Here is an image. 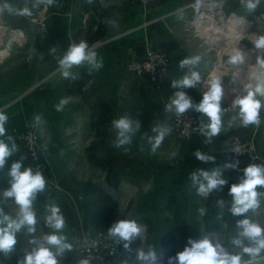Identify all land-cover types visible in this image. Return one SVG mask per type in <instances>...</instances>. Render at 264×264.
Returning a JSON list of instances; mask_svg holds the SVG:
<instances>
[{"label":"crops","instance_id":"crops-1","mask_svg":"<svg viewBox=\"0 0 264 264\" xmlns=\"http://www.w3.org/2000/svg\"><path fill=\"white\" fill-rule=\"evenodd\" d=\"M203 1L206 0H157L151 7H143L138 0H93L91 4L87 0H56L52 6L46 3L39 4L36 9H32L31 16L0 12V25H6L3 29H13L11 33L20 31L18 38L22 36L37 39V44L44 47L50 62H56L55 65L51 64L53 68L41 80L27 75L0 77V112L8 116L5 124L6 135L3 139L7 140V136H12L19 149L17 154L8 158L4 168L0 170V185H7L8 170L21 156L26 157L21 170L29 167L18 134L26 126L33 125L37 128L40 142L43 144L45 151L43 154L50 166L51 177L60 174V167L68 170L69 166H72L70 159L74 158L71 155L77 150H82L85 153L82 155L85 167L94 172L93 174L99 175L96 178L103 179L105 183L102 186L94 177L88 181L81 177L79 181L81 186L77 188L68 174L59 178L71 198L79 197L76 198L74 208L80 212L78 216L80 223L83 221L84 206L90 204L92 207L94 204L92 198L84 196L85 188H101L119 204L117 211H127L128 208L129 211H135L129 219L137 220L144 228L141 232L143 235L140 236L142 245L145 235L158 229H161L160 232L164 230L161 235L159 234L162 237L161 241L167 233L174 231L178 242L179 231L166 225L170 221L168 214H173L176 219L184 215L178 211H185L187 215H191L192 212L196 216L195 211L205 208L209 233L216 234L230 216L228 208L232 198L228 196V189L231 184L239 182L243 168L249 163H240L237 170H226L224 177L228 180V185L224 186L222 192H213L207 198L197 195L196 186L192 185L189 176L198 168L210 171L231 161L227 153L231 138L242 134L248 128L241 124L238 109L230 107L235 94L223 95L222 127L219 135L213 137L211 143H206V137L198 131L185 143H178L172 137V132L164 138L154 153L151 144L146 142L149 130L152 131V128L159 124L168 125L167 113L171 119V113L164 109L170 102L172 94L177 91L171 87V81L183 78L188 72L187 68L183 70L178 68L180 59L194 55L202 58L200 65L195 69L201 74V84L190 90L185 89L186 92L191 91V98L198 103L202 98V91H207L205 86L208 85V80L215 71H218L217 62L235 48L226 47L223 41H216L217 35L212 30L217 27L224 35H230L228 27L233 16L254 21L264 15V0H261L253 13H248L240 0H223L228 8L234 7L230 15L225 13L227 21L211 22L202 18L201 23L207 22V25L202 27L196 17L195 8ZM2 2L4 0H0V3ZM7 2L20 9L25 6L31 8L33 0ZM24 24L29 29H25ZM41 24L46 25L44 33L41 31ZM28 32H31L30 36ZM97 36H102L101 40L90 44L89 41L96 39ZM80 40L87 41L98 56L103 58V67L99 71L91 72L90 75L86 65L74 67L73 72L79 73V79L69 81L62 77L58 60L71 43H78ZM53 46H57L58 49L55 54H50L49 49ZM149 49L169 55L172 62L161 87L150 83L146 78L133 76L126 70L128 63L143 58ZM248 59L250 60V56ZM260 68L264 66L260 65ZM246 69L249 70V67ZM229 71L226 73H230ZM234 72L233 76L238 80L236 73L243 71ZM225 91L230 92L229 89ZM62 98H68L69 103L63 111L58 112L55 106ZM101 103L103 109L97 114L101 113L107 121L102 131L109 134V140L102 146L103 148L101 147L99 155L110 154L118 160V164L111 172L95 167L87 154L95 139L92 107ZM194 113L200 124L208 123L206 116L195 111ZM37 115L42 116L43 125L34 123V117ZM126 115L138 119L141 122V129L132 138L130 145L115 148L116 132L111 128V121ZM142 117H146L145 120H140ZM196 150L214 156L215 162L205 164L197 160L194 156ZM217 198L224 199L223 209L217 205ZM219 222L222 225L217 228ZM147 224L151 225V232L148 231ZM80 228L83 232L84 228ZM90 232L97 233L93 228H90ZM191 232L195 233L196 230L191 227ZM160 242L154 245L158 254L162 251ZM263 261L264 257H261L252 264L264 263Z\"/></svg>","mask_w":264,"mask_h":264},{"label":"clouds","instance_id":"clouds-1","mask_svg":"<svg viewBox=\"0 0 264 264\" xmlns=\"http://www.w3.org/2000/svg\"><path fill=\"white\" fill-rule=\"evenodd\" d=\"M89 4L93 0H87ZM46 3L52 6L56 0H33L32 7L14 8L7 0L0 3V12L6 11L9 15L31 16L32 9L39 4ZM242 7L253 13L260 5L261 0H240ZM115 25V21L112 22ZM254 45L252 54L256 56V62L264 66V32L256 35L255 40H251ZM58 47L49 49L50 54H55ZM250 55L240 46L233 48L227 56V62L233 66L241 65L245 55ZM201 56L194 55L180 59L178 68L188 69L186 75L178 80L171 81V87L177 89L172 94L168 104L164 106L165 111L175 113L177 116L183 115L189 110L195 111L208 118V123H201L197 131L206 137V143H211L213 137L219 135L222 127V98L224 87L222 77H213L208 81L207 91H202L201 100L196 103L188 95L185 89L196 88L201 84L202 78L199 71L195 70L201 62ZM59 71L64 79L76 81L79 73H74L73 68L86 65L89 75L93 71H99L103 67V58L89 46L85 40L78 43H71L62 58L58 60ZM235 83V78H231ZM204 84V82H203ZM235 95L230 105L231 108L238 109V116L244 127L249 125L259 126L261 124V109L264 102L260 99L264 97V83H257L255 86L248 85L243 91L233 90ZM69 103L68 98H62L55 106L56 111H63ZM8 116L0 112V170H2L11 156L17 154L19 149L12 136L6 135L5 124ZM36 125H43L42 116L34 117ZM111 128L116 132L115 148H120L132 143V138L140 132L141 122L133 119L129 115L112 119ZM156 135L149 137L152 152L154 153L164 138L171 133V128L165 124H159L152 128ZM127 151V148H125ZM236 155L242 154L239 148L230 149ZM194 156L197 160L208 163L215 162V157L196 150ZM26 157L21 156L14 161L8 170V184L6 189H0V253L11 256L17 245V233L26 230L30 236L27 243L29 248L25 250L24 256L18 264H60L58 257H62L66 252L73 251V245L67 242L64 235L59 234L65 226V220L59 205L47 206V215L44 220L45 226L52 230L43 235L42 239H36L34 233L37 230V211L34 204L37 196L46 189V178L41 171H34L32 167H24L22 162ZM239 160L227 161L222 166L212 170L198 168L190 173L189 179L192 185L196 186L197 195L207 198L213 192H222L224 186L228 185V180L224 177L226 170H237ZM264 188V164H248L243 168V175L239 176V182L233 183L228 189V196L232 202L228 208L233 217H243L236 220V235L231 238V244L240 249V253H233L225 247L219 240L211 234L203 235L199 239L188 238L182 251L176 253L175 257H168L167 264H252L258 256L264 252V225L248 219L245 214L249 210H256L261 203L264 192L257 189ZM11 201L16 206L15 216L5 212L4 206ZM217 205L223 209L224 199L217 198ZM201 216L206 214L205 208L198 209ZM146 227V225L144 226ZM108 235L115 239L117 243L124 242V248L130 249L131 243L140 238L142 226L137 220L120 219L114 222L108 229ZM247 255L250 260H244ZM135 259L140 264H162L164 253L158 254L153 246H149L147 251L137 249ZM78 264H89L88 260H80ZM127 264V262H126Z\"/></svg>","mask_w":264,"mask_h":264},{"label":"rangeland","instance_id":"rangeland-1","mask_svg":"<svg viewBox=\"0 0 264 264\" xmlns=\"http://www.w3.org/2000/svg\"><path fill=\"white\" fill-rule=\"evenodd\" d=\"M247 20L246 21L248 23H252V19H247ZM5 26L6 25H0V77L1 76L23 77L27 75L29 77L33 76L37 80H41L45 78L48 75V73L51 71V68H53V65L51 64L54 62H50L49 56L45 54L44 47L40 46V44H37L38 43L37 39H34V40L27 39V37L24 34L23 35L26 38H23L22 36H20L22 38L19 37L21 39L19 40L18 36H19L20 31L11 33V30L13 29L5 30L3 29ZM23 26L25 29L26 28L29 29L26 24H24ZM202 27H205V25H203ZM249 28L251 29L250 35L251 34L257 35L258 33L257 25L255 27L250 26ZM212 31H214V29ZM13 41H16V42H13ZM249 56H250V60L248 59V55L246 54L245 59L243 61L246 67H249V70L246 69L241 73L240 72L236 73V75L239 78L238 81L240 80V82L243 83V84L241 83L242 84L241 91L247 89L248 85L250 84L251 85L253 84V86H255L258 83L255 78L256 73H257L256 71H260L261 69H264V68H260V65L257 64L256 59L254 58L256 57L255 54H250ZM229 72L232 75L235 73L232 71H229ZM205 87H208V85H206ZM187 93L191 97V91H188ZM234 94H231V95L233 96ZM227 95H230V94H227ZM260 99L262 100V102H264V97H261ZM169 116L170 115H168L167 113L166 117L168 120V125L171 128L170 134H172L173 132L172 137L179 143L180 141L175 136L172 125L170 126V123L172 121V116H171V119ZM260 116H261L262 122L259 126L249 125L245 132H243L242 134L234 135L231 139L238 138L241 140L255 141L257 147H259V157L261 160V162H258V164H264V108L261 109ZM30 128H34L38 136L37 128L33 127V125L26 126L21 132H19L18 136L21 135L25 130L30 129ZM147 135L148 136L145 135L147 137L146 142L149 143V137H153L156 134L153 133V131L149 130ZM169 139L171 141V136L169 137ZM38 142H39V147L42 153V159L47 167V174L45 175L47 184H46L45 191L40 193L37 196V200L34 204V207L37 211L38 224L36 226L37 230L33 235L36 239H42L44 234H46L49 231H52L48 229L44 224V220L47 215V211H46L47 206L52 205V204L64 203L65 205L70 204L71 206L76 208L74 204H76V201H77L76 198H79L78 196L71 198L69 195L70 194L69 191H67L65 187L60 183L61 180L59 178L63 176H67L68 174L69 178L71 177V182H73V185H75L77 188H80L81 185L79 181H81L80 180L81 177L82 178L84 177L88 181L91 179V177L96 178L99 175L93 174L94 172L90 171L89 168L85 167V159L82 156L85 153L82 150H77L71 155L72 157H74L70 159L72 166L71 167L69 166L68 170L60 167V174L56 175L55 176L56 178L51 177V169L43 154L45 151L43 150V147H42L43 144L40 142L39 136H38ZM24 153L25 155H27L26 151ZM27 159H28V156H27ZM64 161H65V158H64ZM97 180L100 183V185L103 186L105 184L103 179H97ZM7 187H9L8 182H7V185L5 186L0 185V189H6ZM259 191L263 192L264 189L259 190ZM0 198H2V194H0ZM260 199H261V203H260L259 208H257L256 210H249V212L246 213L245 216L254 222H258L261 225H264V197H261ZM128 209L130 210V208ZM4 210L6 213L13 215V216H15L16 211H17L16 206L11 201H9L6 206H4ZM129 210H127L128 214L124 218H122V215L126 211H116V213L114 214L115 221L120 220V219H129L135 213V211H129ZM63 212L64 211H61V213ZM76 212L79 216L80 212L79 211H76ZM180 212H183L184 215H182L181 217H178L177 219L175 216H173V214H168L169 216L167 217L170 221L166 223L168 227H171V229L173 230L176 229L180 233L179 235L180 238L178 242L176 243L177 245L176 253L183 250V248L185 247L187 243L188 238L199 239L203 235L210 234L208 230V224H207L208 217L206 214L201 216L199 214V211H195L196 216H194L192 212H191V215L190 214L187 215V213L185 214V211H178V213ZM242 218L243 217H233L230 214L227 223L223 225L222 227H221L222 224L219 225L218 228L220 227L221 228L218 229L216 234H213L215 239L219 240L222 244L225 245L226 248H228L230 252H233V253L241 252L240 249L234 247L231 244V238L234 237L238 231V229L236 228V220L242 219ZM191 227L196 230L195 233L191 232ZM80 229L77 230L75 228L70 227L69 225L67 226V223H65L64 228L60 231L59 234L64 235L67 238V242L73 245V251L66 252L62 257H58L60 264H78V261H80L78 257L79 249L85 245L84 242L87 238L97 237L98 236L97 234L104 235L105 237L109 239L111 238L108 235L107 230H104L102 232L97 231V233L95 232L92 233L90 232V230L89 231L83 230L82 232L81 231L82 229L81 230ZM160 230L161 229L152 231L149 235L146 234L143 245H142L141 238H138L141 241L138 247H142L145 249V251H147L150 245L153 247L154 245H157V243H159L162 239V237L159 236V234L161 235L162 232L164 231L162 230L160 232ZM142 231H144L143 227H142ZM142 235L143 234L141 233L140 236ZM28 239H30V236L26 234V230H23L21 233H17L18 242H17V245L15 246L14 252L11 254V256L0 253V264H13V259L15 256L18 257V261L21 260L24 256L25 250L29 248V245L27 243ZM132 243H131V246H132ZM160 243H162V241ZM138 247H133V248H138ZM117 253H118L116 255L117 258L114 259L113 264H126V262L127 264H140V262L137 261L135 257L127 256L122 251H117ZM261 257H264V252H262L261 255L258 256L256 259L261 258ZM167 258L168 257L166 256V254H164V260L162 264H167ZM243 258L246 261L250 260V258L246 254L243 256ZM89 264H100V262L95 260L94 262L89 263ZM260 264H264V263H260Z\"/></svg>","mask_w":264,"mask_h":264},{"label":"built area","instance_id":"built-area-1","mask_svg":"<svg viewBox=\"0 0 264 264\" xmlns=\"http://www.w3.org/2000/svg\"><path fill=\"white\" fill-rule=\"evenodd\" d=\"M156 1L157 0H138V3L143 7H151ZM224 3L223 0H206L199 3L195 8L197 19L201 21L202 18H206L211 22H224L227 18L223 9ZM250 24L253 27L257 25V35L264 32V15L256 18ZM40 26L41 31L46 32V25L41 24ZM171 66L172 62L169 55L149 49L143 58L128 63L126 70L133 76L146 78L150 83L155 84L157 87H161ZM171 116L172 128L177 139L180 142L189 141L200 126L199 119L194 111L189 110L179 116L173 112ZM19 139L28 156L29 166L32 167L34 171H41L45 176L47 174V167L42 159V153L35 129L30 128L25 130L19 135ZM232 148H239L242 154L236 155L230 151ZM227 153L231 161L238 159L240 163L247 162L249 164H258V162H261L258 147L253 140L233 138L229 142ZM84 243L85 245L79 249L78 257L79 260L86 259L89 263L97 260L100 264H113L114 259L117 258V251H122L126 255L135 257L137 249L145 250L142 247L133 248L131 245L130 249H125L123 241L117 243L115 239H109L104 235L87 238Z\"/></svg>","mask_w":264,"mask_h":264},{"label":"trees","instance_id":"trees-1","mask_svg":"<svg viewBox=\"0 0 264 264\" xmlns=\"http://www.w3.org/2000/svg\"><path fill=\"white\" fill-rule=\"evenodd\" d=\"M224 11L227 15H230L231 12L234 11V7H227L224 5ZM22 31L24 28H21ZM29 36L31 32L27 33ZM102 36H97L96 39L90 40V44H95L99 40H101ZM38 46V45H37ZM38 49V48H37ZM103 109L102 103L99 105H95L92 107L93 112V121L92 127L95 130V139L90 148L87 150V154L89 157L90 162L97 168L102 170H107L111 172V170L118 164V160L115 157L111 156L110 154H104V156L99 155V151L101 147L105 145L107 140H109V134L104 133L102 131L103 126L107 123L105 117L97 112ZM154 110V109H153ZM152 110V112H153ZM97 114V116H96ZM148 114V112H145ZM142 117L140 120H145ZM103 148V147H102ZM84 196L90 197L93 199L94 204L91 206L87 205L83 208V221L80 223L78 214L74 207L65 205L64 203H59L61 211L65 222L72 228L77 230L80 227H83L85 231H89L90 228H93L95 231H104V229H108L115 221L114 214L119 208V204L109 195H106L101 188H85ZM128 211H126L122 218L126 217ZM222 222V221H221ZM219 222L217 226L221 224ZM83 225V226H82ZM148 225V231L151 232V225ZM217 227V228H218ZM23 230H21L22 232ZM19 232V233H21ZM176 237L173 232L167 233L161 243V249L166 254L167 257H175L176 255ZM140 245V240L137 238L133 241L132 246L138 247ZM13 264H18V257H14Z\"/></svg>","mask_w":264,"mask_h":264},{"label":"bare ground","instance_id":"bare-ground-1","mask_svg":"<svg viewBox=\"0 0 264 264\" xmlns=\"http://www.w3.org/2000/svg\"><path fill=\"white\" fill-rule=\"evenodd\" d=\"M231 20V19H230ZM210 21V20H209ZM201 23V21H200ZM202 25H205L207 24V22L203 21L201 23ZM230 27H228L230 29V35H224L223 34V31H220V29L218 28H214V33H216V41H223L224 42V45L226 47H233L236 45V43L243 37L244 35V32L247 31L248 29H250L249 27L251 26L250 23H248L245 19H239V18H236V17H232V20L230 21V24H229ZM213 27V26H212ZM204 33V32H203ZM13 36V35H12ZM203 36V35H201ZM223 36H225L224 40L223 39ZM16 37V36H15ZM17 38V37H16ZM20 39V38H19ZM249 39L251 40H255L256 39V35L255 34H251L249 36ZM215 41V40H214ZM224 48V47H222ZM229 48V49H230ZM249 53H252V52H249ZM4 55V54H3ZM6 55V54H5ZM3 57V56H2ZM256 80L258 83H264V69H261L260 71H256ZM255 74V73H254ZM213 77H221V74L219 71H215V73L210 77V79L208 81H210ZM250 77V76H249ZM255 80V79H254ZM253 85V84H252ZM226 89H224V94H234V92L229 89L230 92L226 93L225 91ZM243 91V90H242Z\"/></svg>","mask_w":264,"mask_h":264},{"label":"water","instance_id":"water-1","mask_svg":"<svg viewBox=\"0 0 264 264\" xmlns=\"http://www.w3.org/2000/svg\"><path fill=\"white\" fill-rule=\"evenodd\" d=\"M251 29H248L244 32L243 37L236 43L235 48L240 46L242 49H244L246 52H252L254 49V45L251 42V39H249ZM228 54L223 55L220 60L217 62L218 71L221 72L222 77V84L224 89H231L232 91L234 89H237L238 91H241L242 84L240 81L235 79V83L232 82V79L234 76L232 74H227L226 72L228 70L234 72V71H244L246 70V65L242 63L238 66H233L227 62ZM235 78V77H234ZM234 92V91H233Z\"/></svg>","mask_w":264,"mask_h":264}]
</instances>
